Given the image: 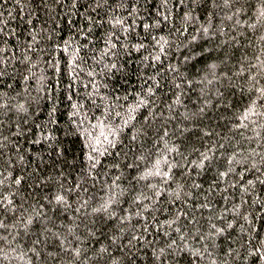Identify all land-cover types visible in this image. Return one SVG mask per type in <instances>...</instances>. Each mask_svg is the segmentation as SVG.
Masks as SVG:
<instances>
[{
	"label": "trees",
	"instance_id": "trees-1",
	"mask_svg": "<svg viewBox=\"0 0 264 264\" xmlns=\"http://www.w3.org/2000/svg\"><path fill=\"white\" fill-rule=\"evenodd\" d=\"M0 264H264V0H0Z\"/></svg>",
	"mask_w": 264,
	"mask_h": 264
}]
</instances>
